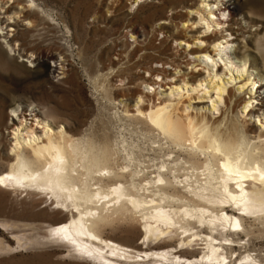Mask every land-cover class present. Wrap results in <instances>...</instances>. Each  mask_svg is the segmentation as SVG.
Listing matches in <instances>:
<instances>
[{
	"label": "bare ground",
	"instance_id": "6f19581e",
	"mask_svg": "<svg viewBox=\"0 0 264 264\" xmlns=\"http://www.w3.org/2000/svg\"><path fill=\"white\" fill-rule=\"evenodd\" d=\"M2 1L0 0V35L3 36L4 44L13 55L37 64L41 55L35 52L29 54L22 49V44L17 39L19 35L23 36L28 28L26 26V30L18 29L19 18H14V15L20 12L19 9L14 5L4 8L1 6ZM26 1L30 6H40L35 0ZM219 1L223 2L200 0V4L191 7L192 12L184 15L187 20L191 17L196 19L203 28L202 32L210 33L207 38L210 45H197V50L193 52L199 55L188 63L193 68L200 64L203 70L197 73L187 68L185 74L178 75L177 71L166 69L165 63L162 68H145L150 75L143 76L141 81L143 80L148 91L136 86L132 97L135 102L133 111L137 115H122L118 109L127 112L128 103H122V107H117L115 103L118 95L125 96L123 93L131 90L132 79H126L129 81L124 82L122 86L115 84L121 72L133 68L130 65L125 66L126 70L117 67L123 60L129 59L130 54L126 52L125 57L118 55L111 58L108 48L100 55L101 58L104 57V62L98 61V64L101 62L104 65L99 64L91 75L90 68L88 70L89 63L84 56L85 49L81 46L75 55L80 59L101 106V121L104 123V118L108 119L107 126L99 129L90 125L84 135L72 137L67 132L69 127L57 125L56 119L51 118L42 108L35 109L31 104L26 107L18 105L12 109L8 122L4 123L7 124L6 129L12 130L9 131L7 151L10 150L13 155H7L4 160H7L8 164L6 171L0 172V189L35 190L46 195L45 202L50 201L47 209L51 213L59 210V213L56 211L59 217L51 220L46 229L41 228L43 233L40 236L17 237L18 248H36L46 244H52L51 247L65 246L69 248V256L87 264H264L261 252L255 248L254 240L250 237L254 231L248 229L247 217L243 215L246 214L264 225V130H261L256 138H252L250 133L253 127L246 117L252 115L257 121L260 120L259 129L264 124V102L260 104L259 101L258 104L253 96L264 88H258V83L264 80V70L254 77L250 72V60L246 53L239 55V63L234 61L230 53L231 45H238L234 53L236 60V51L248 50L249 46L244 40H239L238 31H233L232 18L229 19L224 13L229 6L221 9ZM135 2L137 3V0H132L131 3ZM224 4L232 3L229 0ZM40 10L48 16L51 13L42 8ZM225 16L228 18L224 19ZM97 18L99 17H96V22ZM176 18V15H172L164 20L171 25ZM225 23L229 27L225 30L231 31L227 35H236V41L229 40L227 35L219 33L220 25L222 24V27ZM168 24H159L158 31L171 32V37L175 40L180 34H176L175 30L171 31ZM178 25L173 26L176 29ZM68 31L70 33V28ZM180 31L184 33L185 28ZM256 35L253 33L252 37ZM61 39L66 44L58 45L59 54H48L42 56L43 59L56 63L62 56L66 62L74 55L70 50V35L63 33ZM166 42L164 39L159 46L150 43L149 48L161 49ZM186 42L191 45L189 40ZM186 52L192 53L190 48ZM220 62L223 65L217 68ZM68 63L71 71L81 70L71 60H68ZM256 65L254 60L250 68H256ZM116 67L118 71L115 73ZM227 71L239 73L236 78L241 79L242 85L229 90L227 99L230 107L223 114V118L215 119L211 116L219 107L215 102H220L226 84L230 81L224 79L223 83L215 82L211 78L223 76ZM157 76L162 80L176 77L182 85L177 89L173 86L174 82L169 81L167 84L171 89L170 94L157 99L158 94L162 93L156 86L163 85L155 79ZM201 76L208 82V85L203 87L210 88V91L204 89L205 94L214 93L217 96L212 100V107L209 109L211 113L206 112L207 108L203 110L201 107L195 115L179 112V109L184 108L180 106L183 96L181 91L201 89ZM191 82L195 86L193 89L186 86ZM182 87L183 90H180ZM197 89L195 91H199ZM176 91L179 98L172 97ZM236 91L239 94H236ZM243 91H249L250 96L241 98L240 93ZM195 98L201 96L198 94ZM112 110L116 111L111 112ZM28 115L33 118L31 122L27 121ZM49 123L55 124L56 129L52 130L47 126ZM116 124L127 130L128 137L116 134L117 131L110 133ZM99 131L102 134H99ZM3 138L1 131L0 147ZM165 145L169 147L166 149ZM147 150L160 151L162 155L149 158L148 161L145 154ZM0 159H4L1 153ZM151 168H154V171L150 172L155 174L153 177L147 175ZM230 206L233 208L229 209ZM64 210L67 213H64ZM116 216L127 220H141V233L148 237H178L181 249L169 243L157 251H140L105 236L106 228L114 229ZM2 220L0 219V227L8 226L12 231L18 229H15L17 225L14 223L19 220L8 225L3 222L5 219ZM26 225L20 230H27ZM11 233L13 236L20 234ZM241 233L245 234L247 239L241 237ZM9 249V245L6 246L0 241V252ZM236 252L244 253L243 255L246 253L244 261L238 263L234 260L233 254Z\"/></svg>",
	"mask_w": 264,
	"mask_h": 264
},
{
	"label": "rangeland",
	"instance_id": "374dc122",
	"mask_svg": "<svg viewBox=\"0 0 264 264\" xmlns=\"http://www.w3.org/2000/svg\"><path fill=\"white\" fill-rule=\"evenodd\" d=\"M35 2L38 6L40 5L38 8L32 5L30 6L29 2L26 0H3L1 3V6L4 8H10V6L12 7V5H14L17 10L19 9L20 12H17L14 15V18H19L18 29L26 30V28H28L23 36L18 34V42L22 44L23 50L29 54L33 52L38 53L41 55V59L39 58L38 63L35 64L20 59L16 54L13 55L4 44L3 36L0 35V132L2 131L4 134L2 147H0V153L4 159H0V172L6 171L8 164L7 160L4 161L6 156L9 154L10 156L13 155L10 150L7 151V147H9L8 139L10 138L9 131L12 130L9 128L6 129L7 126L5 125L7 124L5 123L8 122L7 120H9V116L12 114V109L18 105L26 107L33 104L35 109L42 108L51 118L56 119L57 125L63 126L64 128L69 127L67 128V132L72 137H80L84 135L88 132L87 129L90 125L99 129H102L103 126H107L108 119L104 118V123L101 121L102 116H99L101 106L96 99L88 75L84 72V68H82V65L80 64V59L75 55L77 51H79L80 46L85 49L84 56L86 62L89 63L88 70L90 68L89 72L91 75L93 74L92 72L97 69L99 64L104 65L101 63L104 62V57L101 58L100 55L105 53L108 48V55L111 58H116L118 55L125 57L127 56L126 52L130 54L129 59H125V61H122V64H119L121 67L117 65L118 69L125 70L127 66H133L132 69L121 72L122 74H119L120 76L117 77L115 82V84L117 83L116 85L122 86L124 82L132 79V85L130 84L131 90L129 91L130 94L129 92H125L123 93L125 96L118 95V99H115L117 107H122V103H128L129 105L128 113L124 111L122 112V110L118 109L122 115H137V113L133 111L135 110V107H133L135 102L132 97L135 94L134 89H136V86H140L139 88L143 91H148L145 84L142 82L143 80L141 81L143 76L150 75L145 68H162L163 63H165L164 67L166 69L174 72L177 71L178 75L185 74L187 68H189V71L194 70L197 73L203 70L200 64L195 66L194 69L191 64L188 63L190 60L193 61L198 57L199 53L193 52L197 50V45H210L207 41L210 33L206 34L205 32H202L203 28L196 22V19L194 20V18L192 19L191 17L187 20L184 17L187 12H192V6L200 4V0H137V3L135 2L134 4L131 3L132 0H118V2L117 0H35ZM209 2L211 4V1ZM221 2L222 1L218 2L221 9H225L226 6H229L224 10V13L226 16L230 17L229 19L232 18V22L234 23L232 26L233 31H238L239 40H244L249 46L248 50L236 51L238 57L237 60L234 58V53L238 45H231L230 53L232 54L234 61L238 63L241 61L239 55L246 53L250 60V62H248L249 64L247 63L250 72L253 76L257 75L259 71L264 70V0H231L232 4L230 5L224 4L229 2V0H223V2ZM41 8L45 11L48 10V13L51 12L52 14H49L50 17L47 14L42 13L40 10ZM10 13L11 12H9V14ZM192 14L193 13H191L190 16H192ZM172 15L177 16L174 24H171L172 26L179 24L176 29L164 20L167 16ZM97 16L99 18H97L96 22L95 19ZM226 16L224 19L228 18ZM159 24L170 25L171 31L175 30L176 34H180L177 36V40L172 39L171 32H159L157 28ZM225 24L222 27V24L220 25L219 33L221 35L231 33V31L225 30L229 29L227 24ZM65 25L68 27L66 28ZM68 28H70V33ZM183 28H185L184 33L183 31H180L183 30ZM63 33L70 35V50L72 51V54H74V58L72 56L69 57L68 60H71L77 68H80V71L79 69L77 71H71L69 68L70 63H68V60L65 62L62 56H60L61 59L56 63H52L48 59L42 58V56L52 53L56 55L59 54V50L57 49L58 45H61L62 43L66 44L65 41L61 39ZM253 33L257 34L254 38L252 37ZM235 37L236 35L226 36L227 39L232 41H236ZM164 39H166L167 42L163 48H149L150 43L159 46ZM186 40H189L191 45H189ZM222 40L225 39L222 38ZM114 43L118 45L115 44V46ZM188 48H190L192 53L186 52ZM99 60L101 62L98 64ZM254 60L257 67L250 68L252 67L251 62ZM221 63L222 62H220L219 65L217 64V68H220V66L222 67L223 64L221 65ZM145 65H147V67ZM117 67L115 73L118 71ZM129 76L131 78H129ZM230 76L232 79H230ZM237 76H239V73L227 71L223 76L218 75L211 78L215 82L221 81L223 83L224 79H229L230 81L226 84V90L223 92L220 102H215L217 104L216 106L219 107H217L218 110H214L215 112L211 114L213 118H223V114L229 109L230 102L227 99L229 98V90L234 87L238 88L242 85L240 83L241 79L236 78ZM121 78L125 80H121ZM201 78L203 80L202 76ZM155 79L163 84L161 85L162 87L156 86L157 90L162 93L158 94L157 99L158 97L161 98V96L164 97L165 94H170L169 90L171 89L167 83L174 82L173 86H176L175 88L177 89L182 85L176 77L174 79L168 77V80H162L161 77L157 76ZM189 79L191 80V78ZM118 80L121 81L119 82ZM193 85L194 84L191 82L186 86L189 87V89H193L195 88ZM205 85H208V82L203 80V85L200 87L201 89L196 88L199 91H195L196 89L183 90V87L180 88V90H183L180 94L185 97L182 96L180 104V106L184 108L179 109L178 111H181L184 114H187L188 112L195 115V113H199L201 107L203 110L207 108L206 112L210 114L211 112H209V109L212 107V100L217 98V96H215L214 93L205 94L206 91H204V89L210 91V88L203 87ZM261 87H264V80L258 83V88L260 89ZM125 88L127 89L128 87ZM149 92L154 93L153 91ZM248 92L249 91H243L240 93L241 98L242 96L248 98L250 96ZM259 92L254 93L253 96H255L256 99H254L258 101V104L259 101L260 104H262V102H264V88L260 89ZM175 93L177 94V91ZM175 93L172 97L179 98L178 94L176 95ZM198 94L201 98H195ZM236 94H239L238 91H236ZM189 97H191L192 100ZM261 98L263 100H261ZM157 99H155V102H157ZM188 102L190 104H188ZM144 103L147 104L146 102ZM112 108H116V106H112ZM113 111L116 110H112L111 112ZM246 117L250 120V126L253 127L250 136L256 138L257 134L261 132V130H264V124L259 129V125L261 124L259 123L260 120L257 121L252 115H247ZM27 118L28 122H31V119H33L31 115H28ZM262 121H264V116L262 117ZM47 126L52 130L56 129L55 124L53 125V123H49ZM117 126L118 124L114 125V128H116L110 130V133L117 131L116 134L127 135L128 137L129 133L127 130L125 131L121 125ZM99 134L102 133L99 131ZM168 147V145H165L166 149ZM145 152L146 160L162 155V152L160 151L147 150ZM120 163H122V161H120ZM153 171L154 168L149 169V174L147 175L151 177L155 176V174L150 173ZM0 197V219H5L6 221H2L7 223V225L14 223L15 220H19L14 223L17 225L15 227V229L18 228L17 230L12 231L8 226L0 227V241L6 246L9 245L11 248L7 251L0 252V264H87L69 256V248L65 246L51 247L52 244H46V246L43 245L36 248H30L29 246L17 247V237L29 238L30 236H40L41 233H43V229L41 230V228L45 227L46 229V227L51 224V220L59 217V210H55L51 213V211L47 209L50 201L45 202V194H39V192H35V190L14 191L12 188H7L6 190L0 189ZM47 199H49V197H47ZM52 206L55 207L54 204ZM43 208L45 210H43ZM231 208L233 207L230 206L229 209ZM56 211L58 213H56ZM64 213H67L66 210H64ZM243 215L247 217L246 226L248 229L254 231L253 234L250 235L252 240H254V246L259 252H261L260 254L264 259V225L255 221L253 218H250V216L246 214ZM119 218L120 217H117L113 224L114 229L111 230V227L106 228L104 233L105 236L117 241L119 240L118 242L126 243L127 246L140 251H157L163 247L165 248L169 243L172 246H177V248L181 249L178 237L168 238L160 235V238L154 236H149V238L144 233H141V230H143V223L141 220H127L125 218H120L119 220ZM30 222L31 224L29 225L28 223ZM22 224L28 225L25 226L27 230H22L24 227ZM35 224L38 226H35ZM20 228L22 229L20 230ZM18 231L23 232L20 233ZM11 232L20 234L13 236ZM240 235L241 237L246 238L245 234L241 233ZM44 241L47 240L44 239ZM158 245L163 246L158 247ZM179 245L180 247H178ZM236 249H238V247H236ZM241 254L243 255L244 253ZM241 254L239 252L233 254L234 260H237L238 263L244 261L243 257L246 255V253L243 256H241Z\"/></svg>",
	"mask_w": 264,
	"mask_h": 264
}]
</instances>
